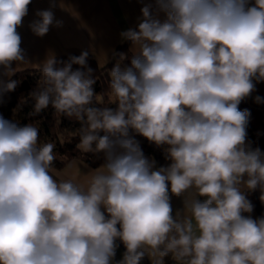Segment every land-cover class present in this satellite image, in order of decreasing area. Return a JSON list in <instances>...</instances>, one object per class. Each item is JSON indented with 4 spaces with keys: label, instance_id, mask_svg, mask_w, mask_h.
<instances>
[{
    "label": "clouds",
    "instance_id": "clouds-1",
    "mask_svg": "<svg viewBox=\"0 0 264 264\" xmlns=\"http://www.w3.org/2000/svg\"><path fill=\"white\" fill-rule=\"evenodd\" d=\"M138 2L119 33L131 56L109 73L114 107L98 106L88 49L32 65L43 77L34 113L75 118L77 147L103 156L86 186L56 172L36 126L0 115V264H264V215L248 198L259 190L264 203V151L239 107L264 83V0ZM31 3L0 0V99L32 63L18 31ZM57 8L36 11L33 35L63 27ZM137 136L169 163L157 167ZM172 196L183 198L175 213Z\"/></svg>",
    "mask_w": 264,
    "mask_h": 264
},
{
    "label": "crops",
    "instance_id": "crops-1",
    "mask_svg": "<svg viewBox=\"0 0 264 264\" xmlns=\"http://www.w3.org/2000/svg\"><path fill=\"white\" fill-rule=\"evenodd\" d=\"M59 2L63 5V10L57 8L55 12L56 17L64 21L63 27L51 28L44 37L33 35L29 24L37 18L35 16L37 10L49 7V0H32L29 5V13L24 18L23 26L18 29L22 36V47L32 62L24 70L37 69L32 65L41 63L49 50H53L58 57L69 53L79 55L83 49H88L89 57L94 58L99 65L106 64L113 58L116 46L123 42L119 33L136 25L141 8L138 0H59ZM128 46L130 47L129 44ZM257 94L264 96V83H258L256 91L251 96ZM97 167L88 165L81 158H73L63 167L53 168L62 178L86 186L88 174ZM254 193L264 210V203L259 199V190ZM182 199L171 197L174 213L183 208ZM252 216L259 217L255 207ZM117 243L120 246L116 259L119 260L125 248L119 241ZM166 260L175 264L170 258H165Z\"/></svg>",
    "mask_w": 264,
    "mask_h": 264
},
{
    "label": "trees",
    "instance_id": "trees-1",
    "mask_svg": "<svg viewBox=\"0 0 264 264\" xmlns=\"http://www.w3.org/2000/svg\"><path fill=\"white\" fill-rule=\"evenodd\" d=\"M123 52L128 58L131 56L128 43L123 41L115 48L113 58L104 65H99L97 61L89 57V65L93 68V79L97 93L96 99L101 107H114V97L111 95L109 87L110 70L116 63H127V59L121 60L118 53ZM78 55L76 53L63 54L58 59L67 60L69 56ZM12 79L17 80L18 87L14 92L5 94L0 99V115L6 119L13 120L19 124H32L39 129V141L41 143L51 142L55 145L54 155L56 157L53 167L61 168L73 158H81L92 167L100 166L103 163L102 154L85 153L80 150L78 129L80 122L75 118H67L58 114L51 106L44 109L40 113H34V100L30 93L38 89L42 83V74L38 69L24 70L18 72ZM255 95L246 98L239 105L240 109H248L251 113L247 126L248 139L253 142V146H259L264 151V103H256ZM141 142L144 154L155 159L157 167L166 166L169 161L165 158L163 148H157L154 144L149 143L145 138L137 136ZM248 198L252 201L259 213V217L264 215L256 195L254 192L248 194Z\"/></svg>",
    "mask_w": 264,
    "mask_h": 264
},
{
    "label": "built area",
    "instance_id": "built-area-1",
    "mask_svg": "<svg viewBox=\"0 0 264 264\" xmlns=\"http://www.w3.org/2000/svg\"><path fill=\"white\" fill-rule=\"evenodd\" d=\"M142 264H151V261L147 260L146 258L143 260ZM165 264H174L173 262L166 260Z\"/></svg>",
    "mask_w": 264,
    "mask_h": 264
}]
</instances>
